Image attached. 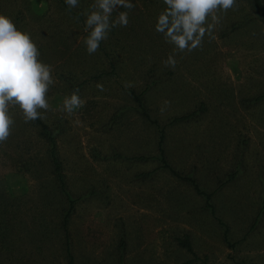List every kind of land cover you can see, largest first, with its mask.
I'll return each mask as SVG.
<instances>
[{"label": "rangeland", "instance_id": "374dc122", "mask_svg": "<svg viewBox=\"0 0 264 264\" xmlns=\"http://www.w3.org/2000/svg\"><path fill=\"white\" fill-rule=\"evenodd\" d=\"M54 1L0 0V14L20 17L17 29L53 68L43 121L55 135L73 201L67 220L73 264H120L119 237L121 264H264V100L249 101L264 91V21L236 0L220 13L214 38L176 53L171 69L162 61L173 46L155 31L163 0L118 8L129 24L111 29L102 41L107 56L99 57L87 53L80 36V57L54 48L51 17L59 33L70 29ZM71 82L80 83L85 104L68 115L60 108ZM142 89L150 119L131 94ZM165 100L170 104L161 112ZM200 103L206 110L199 116L170 122ZM17 111L0 144V264H66L56 225L67 198L50 172L40 128ZM231 171L235 178L227 181ZM183 235L191 250L177 244Z\"/></svg>", "mask_w": 264, "mask_h": 264}, {"label": "clouds", "instance_id": "9594fccd", "mask_svg": "<svg viewBox=\"0 0 264 264\" xmlns=\"http://www.w3.org/2000/svg\"><path fill=\"white\" fill-rule=\"evenodd\" d=\"M65 3L70 9L79 7V0ZM235 3L236 0H163L165 7L156 17L155 31L173 46L172 53L162 61L163 66L175 69L176 53L201 49L206 35L214 38L213 33L221 23L220 13H227ZM121 7L131 10L135 4L131 0H94L90 10L80 13L85 17L83 31L87 35L83 43L89 55L98 51L112 28L128 26V12L118 11ZM39 57L30 35L18 30L11 18L0 14V144L11 135L15 123L13 110H18L16 114L25 123L45 119L43 113L50 110L47 94L55 83L53 68ZM96 87L104 91L102 84ZM84 104L77 88L64 97L60 110L71 115ZM169 104L165 100L160 111Z\"/></svg>", "mask_w": 264, "mask_h": 264}, {"label": "trees", "instance_id": "16d2710c", "mask_svg": "<svg viewBox=\"0 0 264 264\" xmlns=\"http://www.w3.org/2000/svg\"><path fill=\"white\" fill-rule=\"evenodd\" d=\"M242 1H244L248 5L251 12L254 13L256 17L264 21V0H242ZM92 3H93L92 0H79V7L70 9L66 5L65 0H55L54 1V5H55L54 8L56 9V13L58 15L57 18L58 19L63 18V17L66 18V20H68V24L70 27V29L68 30V33L64 36L62 33H59V31L57 30L58 24L54 22L57 19H53L51 17V34L53 36L52 42L56 50L58 51L66 50L68 51L69 55L75 56V57L81 56L80 40L83 39V37H85L87 33L83 31L85 17L80 15V13L83 12L85 8L87 9L88 7H90ZM164 7L165 5H162V10L164 9ZM155 10H159V6L156 5ZM15 16L13 17L14 19L12 21L15 24V26H17V23L20 21V17L17 14ZM77 36H80L79 41H75V37ZM99 51L100 52L102 51L101 53L104 56H107V53L105 52L102 42L100 43V47L98 51L96 52L98 57H99ZM70 77L72 81L74 80L75 75H71ZM77 88L78 89L80 88V83L71 82L70 90L74 91ZM145 88H147V85L145 86ZM145 91L146 89H142L138 91V93H134L131 91V94H132L133 100H135L136 104L138 105L137 108H139L140 112L145 117H148L150 119V115L145 111L146 107L144 106V98H145L144 92ZM263 100H264V91L249 98L251 105L252 104L256 105ZM205 110H206L205 104L200 103L199 105H197V107H195L189 112L172 116L170 119V122L172 123V122L189 121L190 119L199 116V114L203 113ZM155 120L157 121V119ZM32 122L40 128L42 137L47 146L46 147L47 157H48L47 161L50 166V172L53 174V177L55 179L56 187L67 198V202H68L67 209H65L63 213L59 214L56 227L58 229V232L61 231L60 234L63 238V251L65 253L66 264H73V258L70 252L68 229H67V220H68V216L70 213L69 208H72L73 201L69 199L70 194L68 193V190L66 188L64 174L61 169V162L59 161L56 155V138H55V135H53L52 133L51 126H49L43 120L37 119ZM159 130L161 131L162 129H159ZM160 136H162V132H160ZM161 139L162 137L159 138V141L157 143L160 160H162L163 159L162 157L164 156V151L161 147ZM134 159L135 160H145L146 157L143 155H138L134 157ZM147 174L148 173L146 172L138 173L136 176L141 177ZM175 174L179 177V175L176 172ZM235 175H236V172L234 171L227 173L226 180L227 181L233 180L235 178ZM193 185L195 186L196 184H193ZM195 188H197V186H195ZM202 195L204 196L205 205L207 207H212V205L209 203V199L211 196L210 193L203 192ZM223 238L224 239L226 238V230H224ZM176 242L177 244H179L181 247L185 248L186 250H191V245L189 243L187 235H183L181 238H177ZM124 248H125V241L122 237H119L117 241L116 251L118 252L117 260L119 261L120 264L122 262L121 252L124 251Z\"/></svg>", "mask_w": 264, "mask_h": 264}]
</instances>
